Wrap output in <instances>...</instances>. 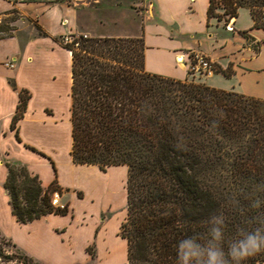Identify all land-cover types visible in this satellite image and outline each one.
I'll list each match as a JSON object with an SVG mask.
<instances>
[{"label":"trees","instance_id":"obj_1","mask_svg":"<svg viewBox=\"0 0 264 264\" xmlns=\"http://www.w3.org/2000/svg\"><path fill=\"white\" fill-rule=\"evenodd\" d=\"M241 8L262 26L264 0H210L208 21L228 24ZM14 30L1 24L0 39ZM63 47L72 54L73 163L128 170V264H175L176 241L193 231L204 237L202 222L217 210L228 216V236L264 219V100L147 72L143 38L82 34ZM29 98L19 92L12 130ZM6 167L19 223L67 214V205H52L54 183L44 188L26 166ZM246 264H264V253Z\"/></svg>","mask_w":264,"mask_h":264},{"label":"crops","instance_id":"obj_2","mask_svg":"<svg viewBox=\"0 0 264 264\" xmlns=\"http://www.w3.org/2000/svg\"><path fill=\"white\" fill-rule=\"evenodd\" d=\"M209 6L210 0H0V17L18 14L22 20L14 34L0 39V152L10 151L44 188L56 182L68 207L67 214L21 224L7 204V222L0 229L26 254L41 264H128V242L121 235L128 207L127 167L103 171L74 164L72 144L62 148V138L52 132L43 111L62 93L51 82L59 57L72 67L71 52L58 47L56 38L71 33L143 38L146 71L181 81L195 77L188 67L191 56L200 53L216 68L204 84L264 100V24L257 27L246 8L228 24L208 21ZM83 17L108 33L84 29ZM26 19L34 20L32 27ZM71 86L72 77L65 91L69 107ZM22 90L30 98L12 130Z\"/></svg>","mask_w":264,"mask_h":264},{"label":"rangeland","instance_id":"obj_3","mask_svg":"<svg viewBox=\"0 0 264 264\" xmlns=\"http://www.w3.org/2000/svg\"><path fill=\"white\" fill-rule=\"evenodd\" d=\"M54 1V0H51ZM245 12V11H244ZM247 13V12H246ZM251 18V17H250ZM14 20V22H13ZM32 19H26V24H30L32 27ZM82 23V27L84 29H89L94 33H108L107 30H98L93 22H91L87 17L80 18ZM240 21L244 23V20L240 18ZM17 23V25H16ZM1 24L5 26H10L15 29H19V25H22L21 16L10 15V16H2L0 17V26ZM19 24V25H18ZM13 32V34L15 33ZM6 35V33H0V36ZM79 36L81 34L71 33L59 38H56V42L58 47L64 48L63 46L68 42L73 40V36ZM84 35V34H83ZM8 64H12L13 67H9ZM7 67L14 69L15 65L11 63L5 64ZM54 72L56 78L51 80L52 83H55V89L59 92L58 99L52 98L50 105L44 107L43 111L46 113L48 120H50L52 132L60 136L62 138V148L65 149L67 146H71L72 144V123H71V104L68 106V95L69 92H65L67 88V84L69 85V80L71 79V66L65 60L64 57H59V62L54 68ZM58 77V78H57ZM201 79L199 81L198 79ZM207 78V75H203L200 73H196L195 77L189 78V81H193L196 83H203V79ZM234 92V91H233ZM62 152V151H61ZM16 156L12 155L10 151L0 152V224L5 227L6 218H7V207L9 201L7 200V195L4 189V182L7 176V167L6 163L10 162L12 164L18 166H26L23 162L17 160ZM28 168V167H27ZM29 169V168H28ZM30 171V170H29ZM53 187L56 188L55 192H61L58 190V184L55 182ZM54 192V193H55ZM53 193V194H54ZM53 197V195H52ZM66 205V204H65ZM0 264H41L36 260H32L29 258L23 250L19 247H15L12 240L0 229Z\"/></svg>","mask_w":264,"mask_h":264},{"label":"clouds","instance_id":"obj_4","mask_svg":"<svg viewBox=\"0 0 264 264\" xmlns=\"http://www.w3.org/2000/svg\"><path fill=\"white\" fill-rule=\"evenodd\" d=\"M259 197L253 202L259 207ZM228 216L217 210L202 222L205 236L193 231L175 243V264H246L249 258L264 253V219L254 227L237 226L226 235Z\"/></svg>","mask_w":264,"mask_h":264},{"label":"built area","instance_id":"obj_5","mask_svg":"<svg viewBox=\"0 0 264 264\" xmlns=\"http://www.w3.org/2000/svg\"><path fill=\"white\" fill-rule=\"evenodd\" d=\"M264 23V17L262 19ZM85 37H88L84 35ZM72 42V41H71ZM70 43V42H68ZM9 67H13L12 64H8ZM189 74L194 75L196 73H200L203 75H213L216 73V68L211 60L204 56L203 54L197 53L191 56L190 64L188 67ZM52 205L56 208L65 209L66 205L63 204L60 200L59 192H55L52 197Z\"/></svg>","mask_w":264,"mask_h":264}]
</instances>
